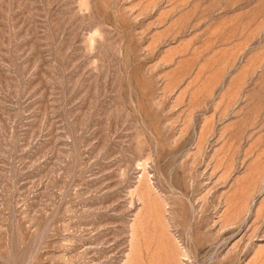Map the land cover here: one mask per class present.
I'll list each match as a JSON object with an SVG mask.
<instances>
[{
	"label": "rangeland",
	"instance_id": "rangeland-1",
	"mask_svg": "<svg viewBox=\"0 0 264 264\" xmlns=\"http://www.w3.org/2000/svg\"><path fill=\"white\" fill-rule=\"evenodd\" d=\"M0 264H264V0H0Z\"/></svg>",
	"mask_w": 264,
	"mask_h": 264
},
{
	"label": "bare ground",
	"instance_id": "bare-ground-1",
	"mask_svg": "<svg viewBox=\"0 0 264 264\" xmlns=\"http://www.w3.org/2000/svg\"><path fill=\"white\" fill-rule=\"evenodd\" d=\"M133 246V245H132ZM133 247H131V250H132ZM133 251V250H132Z\"/></svg>",
	"mask_w": 264,
	"mask_h": 264
}]
</instances>
